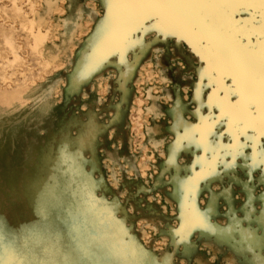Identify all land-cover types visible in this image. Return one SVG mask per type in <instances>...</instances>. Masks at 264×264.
<instances>
[{
    "label": "rangeland",
    "instance_id": "374dc122",
    "mask_svg": "<svg viewBox=\"0 0 264 264\" xmlns=\"http://www.w3.org/2000/svg\"><path fill=\"white\" fill-rule=\"evenodd\" d=\"M79 1L74 0L70 8L69 0H59V11H54L45 20L42 27L47 36L45 54L50 52L53 56L46 61L32 53L30 37L21 24L23 16L28 20L33 18L32 10L42 12V0H0V103H8L7 114L0 115V139L5 136L6 127H13V122L27 120L34 124V130L44 142L52 141L46 147L51 150V154L63 157L61 165L51 172L50 184L54 188H51L43 200H36L34 188L20 185L22 181L13 191H7V183L5 187L4 183L0 184V246L7 249L12 242L19 241L22 247L20 258L31 260L33 251L26 246L24 240L26 217L33 214V209H61L65 218L73 219V205L76 206L78 199L83 200L84 197L76 194L74 189L77 183L72 179L73 175H68L67 172L72 171L76 140L90 131L96 132V135L92 153L85 156L88 160L86 171L90 174L95 172L93 179L100 180L103 191L86 200L89 203L103 201L110 210L116 211L128 236L135 237L136 231L145 232L143 238H138V246L147 255L144 264H197L196 260L188 261L181 257L182 251L178 258L170 240L163 238L159 231L170 226L179 228L181 201H184L187 193L193 198L195 208L197 207L198 182L205 181L200 177L199 171L205 160L213 161V158L199 151L191 153L184 149L187 144L184 137L186 126L199 127L194 124L193 112L196 105L190 102L191 88L186 86L188 78L194 80L195 72L189 70L184 60L173 58V63L170 64L172 78L163 77V80L160 70L154 64H147L139 72L138 82L130 85L133 96L126 109L124 130L118 133L117 128H113L112 134L107 125L113 117L108 111H102V105L108 107L109 100L113 99V104L120 108L123 106L119 97L111 98L110 95L108 79L113 73L93 78L89 88L82 89L78 96L69 92L64 81L65 73L70 71L71 55L77 53L79 47L91 36L97 35L100 27L108 30L113 23L111 8L104 6L102 0H83L86 14L80 28L72 38H68L60 24L74 10V5H79ZM90 12L96 13L97 21L89 19ZM6 35L12 37L17 59L3 46L2 39ZM148 38L149 36L144 37ZM198 67V63L193 65V68ZM151 72L154 73L153 76ZM114 77L117 78L116 75ZM177 90L181 103L186 106L185 111H180L184 127L178 128V141L177 127L173 120L166 114L152 117L146 112L149 92L165 108H171L177 99ZM168 91L171 92V98L167 97ZM153 123L164 125L167 130L164 131L162 142L157 145L149 142L145 133L146 126ZM107 152L113 156H109ZM170 156L172 163H169ZM17 158L19 157L16 156L15 160ZM193 165L198 167L193 168ZM229 178L228 175L216 176L215 183L207 187L203 183L199 188V211L204 213L205 209L211 208L209 214L202 216L205 217L209 230L217 233L220 244L211 245L194 236L190 238L191 246L206 264H245L242 256L232 252L234 249L238 252L237 242L242 228L245 227L247 235L252 237L260 234V224L264 227V200L260 199L264 184L257 180L254 185L256 202L255 210L251 211L237 207L244 200L238 192L234 191L231 204H226L220 198ZM165 192L176 198L172 204L166 199ZM131 200H135L140 208L146 210L150 205L159 209L160 215L155 216L157 229L154 222L148 225L140 218L139 210L131 209ZM83 218L77 215L73 220L77 222L80 233L85 236L82 239L75 238L77 245L70 248L64 260L73 261L74 264H120L113 255L103 251L100 243L102 233L91 229ZM34 219L37 217L34 216ZM125 240L129 241L128 237Z\"/></svg>",
    "mask_w": 264,
    "mask_h": 264
},
{
    "label": "bare ground",
    "instance_id": "6f19581e",
    "mask_svg": "<svg viewBox=\"0 0 264 264\" xmlns=\"http://www.w3.org/2000/svg\"><path fill=\"white\" fill-rule=\"evenodd\" d=\"M58 1L42 0V12L34 9L32 10L33 18L31 20H28L25 16L22 19V27L30 37L31 51L34 55L39 56L41 60L47 61V59L53 57L50 52L45 54L47 36L43 33L42 27L48 16L54 11H59ZM73 1L69 0L70 8ZM82 2L83 0H80L79 5H74V10L60 24L68 38H72L75 31L80 28L86 14L85 5ZM102 2L104 6H108L105 4V0H102ZM110 8L113 20L112 27L108 30L100 27L97 35L91 36L85 44L79 47L77 53L71 55L69 60L71 64L70 71L65 73L64 81L69 92L74 96H78L82 89L89 88L93 78H102L105 74L110 75L113 73L111 78L108 79L110 95L111 98L119 97L123 106L120 108L113 104V99L109 100L108 107L102 105V111H108L113 117L107 125L109 131L113 134V128H117L118 133L124 130L127 117L126 109L129 107L133 96L130 85L138 82L141 69L146 68L147 64H154L160 70L161 79L163 77L165 79L172 78L170 69V64L173 63L172 59L179 58L185 61L183 53L188 52V48L184 44H178L171 38L165 41L163 36L159 34L164 31L160 23L152 19V14L142 11L137 6L113 4ZM20 17H22L21 14ZM88 17L91 20H98L95 12L88 14ZM148 36V39H144ZM2 42L5 50L14 54L15 59H17L12 37L3 36ZM171 42H173V45H171ZM8 66L11 65L8 63ZM86 66L92 67L91 74L87 79H78V74ZM191 80L193 79L188 78L186 85ZM167 97H172L171 92H167ZM148 98L146 111L148 114L152 117L166 114L170 120L174 121L177 128L184 127L183 121L177 124V116H180L181 110H186V106L181 103L179 111H176L174 104L171 108H165L158 98L150 92ZM0 104V115L3 116L7 114L8 103L3 102ZM113 113L115 114L113 115ZM13 124L12 128L11 126L6 127V130H4L5 136L0 139V184L4 183L3 186L5 187L7 183L8 190L7 188L4 189L13 191L15 186L22 181L20 185L34 188L36 200H43L48 192L52 190L51 188H54L50 184L51 172L61 165L63 157L51 154V150L46 147L52 141L50 143L44 142L34 130L32 122L21 120L13 122ZM146 127L145 133L149 142L153 145L161 143L164 131H167L165 126L153 123ZM186 127L188 131L184 133L187 141L184 148L185 152L194 153L197 149L205 147L206 139L203 134L200 136L196 134L200 131V127H194L193 125ZM95 135L96 132L90 133L88 131L87 135L76 140L72 171L67 172L68 175H73L72 179L77 183L74 189L76 194L84 197L83 200L78 199L76 206L73 205V209L75 208L72 210L73 219L77 215L83 216L91 229L100 231L102 233L100 243L103 251L108 255H113L120 264H144L147 255L138 246V238H143L145 232L143 230L136 231L135 237L128 236L123 221L117 217L118 213L116 211L110 210L103 201L89 203L86 200L103 191L100 180L95 181L93 179L95 172L93 171V174H90L86 171L88 160L85 156L92 153ZM107 153L109 156H113L110 152ZM16 156L19 158L15 160ZM214 173L213 161L205 160L199 175L206 180L204 183L206 187L217 181ZM209 176L213 178L208 179ZM165 195L171 204L176 199L166 192ZM130 202L131 209L134 211L139 210L141 213L140 218L144 219L148 225L154 222V227L157 229L155 216L160 215L159 209L150 205L146 210V208H140L135 200ZM182 204V213L179 215V228L176 229L171 226L161 228L159 229L160 235L170 240L171 245L177 251L178 258L180 256L179 252L182 251L181 257H185L188 261L192 259L196 260L197 264H206L200 258V254L191 246L190 238L194 236L196 239L199 238L211 245L220 246L217 240L218 235L209 230L208 225L205 223V217L202 216L200 211L199 213L196 211L193 198L190 197L189 193H187L184 201H181ZM33 211L32 215L26 217L27 230L25 233L26 240H24L26 246L33 251L31 260L64 261V256L70 251V248L77 245L75 238L82 239L85 234L80 233L77 228L73 235L72 222L74 220L65 218L61 209H47L44 211L33 209ZM34 216L37 219H34ZM258 228L260 234L249 237L246 228L243 227L240 239L237 242L238 252H235V249L232 250L236 255L243 257L245 264H264V227L260 224ZM125 237H128L129 241H126ZM65 241L67 242L66 245L64 244ZM163 264L166 263L163 262Z\"/></svg>",
    "mask_w": 264,
    "mask_h": 264
},
{
    "label": "snow or ice",
    "instance_id": "6c2138e0",
    "mask_svg": "<svg viewBox=\"0 0 264 264\" xmlns=\"http://www.w3.org/2000/svg\"><path fill=\"white\" fill-rule=\"evenodd\" d=\"M105 4L137 6L160 23L164 31L159 34L165 41L171 38L188 48L183 55L195 78L186 86L191 88L190 102L196 105L194 124L200 127L196 134L206 139V146L197 151L213 158L214 175L230 177L220 198L231 204L234 191L238 192L244 200L237 207L254 211V185L257 180L264 184V0H105ZM195 63L198 68L192 67ZM92 70L86 66L78 79H87ZM180 105L177 90L174 109L179 111ZM182 121L177 116V124ZM205 182H198V213L199 188ZM260 199L264 200V192ZM210 212L211 208L205 209L202 215ZM72 227L74 235L75 220ZM21 253L19 241L7 249L0 246V264H74L24 260Z\"/></svg>",
    "mask_w": 264,
    "mask_h": 264
}]
</instances>
